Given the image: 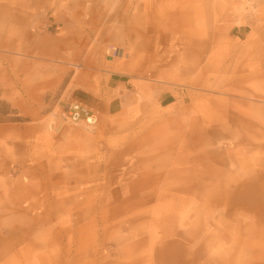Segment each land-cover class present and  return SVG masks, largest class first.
Returning a JSON list of instances; mask_svg holds the SVG:
<instances>
[{
  "label": "rangeland",
  "instance_id": "1",
  "mask_svg": "<svg viewBox=\"0 0 264 264\" xmlns=\"http://www.w3.org/2000/svg\"><path fill=\"white\" fill-rule=\"evenodd\" d=\"M149 1L0 0L9 23L3 42L21 22L18 32L32 34L28 44L37 47L14 39L22 49L11 50L0 39V64L8 67L0 77V264H31L33 244L55 236L63 242L57 255L68 241L73 256L58 264H81L76 245L89 239L82 228L97 238L110 217L96 214L108 209L105 195L125 198L129 184L133 194L146 193L148 206L163 194L193 209L184 234L193 237L194 264H264V0H153L180 11L173 19L133 18ZM185 25L196 62L163 74V49H180ZM111 46L119 57L109 55ZM10 59L20 62L21 81L33 70L40 75L24 85ZM115 72L149 86L127 91L140 95V113L101 112L91 129L53 122L75 93L99 90ZM166 91L187 96L175 124L156 104ZM249 186L257 188L252 197L243 193Z\"/></svg>",
  "mask_w": 264,
  "mask_h": 264
},
{
  "label": "crops",
  "instance_id": "2",
  "mask_svg": "<svg viewBox=\"0 0 264 264\" xmlns=\"http://www.w3.org/2000/svg\"><path fill=\"white\" fill-rule=\"evenodd\" d=\"M238 38H240L239 35ZM147 89H149L147 84L137 83L128 74L115 72L110 74L99 90H82L75 93L74 97L99 113L110 111L112 114L117 113L115 115H123L130 107L132 110L127 114L133 117L134 114L141 112V100H138L140 95L128 94V92ZM178 93L180 97L172 91L162 92L156 97V104L163 108L165 113L162 119L172 124L182 118L183 112L180 109H184L188 104L186 94ZM133 100L137 103L135 108L131 106ZM112 110L116 112H111ZM169 150L168 148L167 151ZM169 156L166 154L163 157L159 156L158 159L161 162L157 164L162 166L163 158H169ZM131 189L132 184H129L125 198L112 194L105 195L109 200V204L105 201L108 209L102 212L99 208L96 214L104 213L105 216L107 213L110 217L107 218V223L103 222L104 218L101 219L102 223L98 224L97 228L99 230L97 238L90 239L93 236V230L88 224L82 228L89 232V239H81V243L76 245L81 248L79 255L81 264H194L193 237L184 234L185 230L194 225L190 216L193 209L178 205L176 200L165 202L164 200L169 196L163 194L155 197L157 198L155 205L148 206L149 197L146 193H141L142 196L135 195ZM143 190L146 191L144 188ZM82 211V214L87 215L90 209L82 207ZM150 215L156 217H149ZM55 237L46 240L43 244L34 243V255L28 262L31 264H58L61 261L68 263V258L72 259L73 256L67 253L72 252V249L68 251V241H64L62 252L66 254L57 255V247L58 245L62 247L63 242L58 244ZM94 248L99 249V255L93 254Z\"/></svg>",
  "mask_w": 264,
  "mask_h": 264
},
{
  "label": "bare ground",
  "instance_id": "3",
  "mask_svg": "<svg viewBox=\"0 0 264 264\" xmlns=\"http://www.w3.org/2000/svg\"><path fill=\"white\" fill-rule=\"evenodd\" d=\"M162 4L159 3L157 4L155 1L151 0L146 5L141 8L137 13H135L132 17L139 19V18H151V19H173L178 15V8L176 6L170 7V8H160ZM156 7V10H152V7ZM151 8V9H150ZM9 25L8 21L6 18L1 19L0 17V39H1V47L7 45L10 47L9 49H22V42L16 43V40H27L24 43H30L33 40V35L30 33H22V31H19V27L22 26L21 22H16L13 23L11 26V30L13 31H8L6 34L11 35L12 37H7L6 41L3 42V39H5V29ZM187 25L183 26L182 30V36L178 41H180V49L175 52V54L172 51L173 44H166L163 52L159 58L160 64L162 66L163 74H172L173 71L176 70H182V69H188V65L191 67L192 64L194 65L196 62V56L197 52H199L197 43L195 42V37L193 34H190L189 30H187ZM18 34V35H17ZM16 39V40H14ZM10 40V41H9ZM9 43V44H8ZM25 49H33L36 51L37 47L32 48V45H26ZM12 64V71L14 73V77L16 80L22 82L24 85H26V82L33 78L35 75H40L37 70H33L32 72H29L28 75L21 81L20 74H19V69L21 68L19 65L18 60L10 59L9 61ZM112 62V61H111ZM189 62L191 64H189ZM184 63V64H182ZM53 67V65H51ZM78 66V65H76ZM35 68V67H34ZM50 70V67H49ZM45 72L48 71V69L44 70ZM48 73V72H46ZM8 76V67L3 66L0 64V77H5ZM13 77V76H11ZM257 188L253 186L246 187L244 190V195L252 197V195L256 192Z\"/></svg>",
  "mask_w": 264,
  "mask_h": 264
},
{
  "label": "built area",
  "instance_id": "4",
  "mask_svg": "<svg viewBox=\"0 0 264 264\" xmlns=\"http://www.w3.org/2000/svg\"><path fill=\"white\" fill-rule=\"evenodd\" d=\"M108 53L112 58L121 55V49L116 46L108 48ZM99 112L85 103L72 99L68 101L61 112H55L52 116L53 122L67 128L86 127L94 128L99 122Z\"/></svg>",
  "mask_w": 264,
  "mask_h": 264
}]
</instances>
